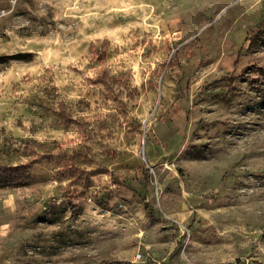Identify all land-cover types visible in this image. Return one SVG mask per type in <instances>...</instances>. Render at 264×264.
<instances>
[{"label": "rangeland", "instance_id": "1", "mask_svg": "<svg viewBox=\"0 0 264 264\" xmlns=\"http://www.w3.org/2000/svg\"><path fill=\"white\" fill-rule=\"evenodd\" d=\"M98 40L126 117L90 82ZM61 99L108 128L85 174ZM0 163L31 167L0 187V264H264V0H0Z\"/></svg>", "mask_w": 264, "mask_h": 264}, {"label": "trees", "instance_id": "2", "mask_svg": "<svg viewBox=\"0 0 264 264\" xmlns=\"http://www.w3.org/2000/svg\"><path fill=\"white\" fill-rule=\"evenodd\" d=\"M164 48L169 54L172 52L168 43H165L163 49ZM154 51H159V48H154ZM117 52L118 51L112 46L109 40H98L91 45L89 50V66H92L96 76L95 78H91L90 82L94 85L103 86L104 99H112L114 101L116 114L109 115L115 116L121 114L126 117L129 113L127 110L128 104L135 101L139 96V92L138 88L132 84L131 72L126 70L127 68H122L124 66L123 64H116L114 61L112 62V58H116ZM95 92L96 89L93 88L91 91L86 92V95L89 96ZM56 109L57 108H55L54 111L55 113H58L60 118H62L63 124L66 127L72 123L77 125L78 133L76 138L55 141L54 143L57 146L66 145V143H79L81 145L80 148L73 151L63 150L60 154V158L65 161L68 171H82L85 174L81 165L93 163V160L90 157L92 151L90 143H97L96 141L98 140L96 137L98 136H96V134L104 133L103 131L106 128V122L104 121L97 124L95 120L91 121V119H87L86 115L82 116V118L72 120L71 105L66 104L63 99L59 101L58 110ZM106 129L108 130V128ZM103 137L104 134H101L100 139ZM101 141L102 140H99L98 142ZM34 150L35 148L32 144L26 143L18 151L27 154ZM104 152L109 156H117L116 152H112L107 146H105ZM30 169V164L13 165L10 163H0V187L14 186L28 181ZM88 191L89 190L86 188L81 190L75 188L67 192V194L69 193L68 195L71 198H81L86 196ZM143 203L146 213L151 218L157 219V213L150 209L145 198L143 199Z\"/></svg>", "mask_w": 264, "mask_h": 264}, {"label": "built area", "instance_id": "3", "mask_svg": "<svg viewBox=\"0 0 264 264\" xmlns=\"http://www.w3.org/2000/svg\"><path fill=\"white\" fill-rule=\"evenodd\" d=\"M137 257H138V259H139V258H141V254H138V256H137Z\"/></svg>", "mask_w": 264, "mask_h": 264}]
</instances>
